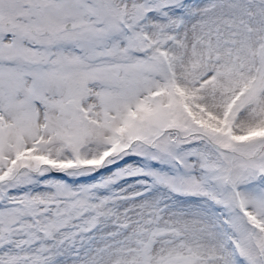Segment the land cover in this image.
I'll list each match as a JSON object with an SVG mask.
<instances>
[{"label": "snow or ice", "instance_id": "obj_1", "mask_svg": "<svg viewBox=\"0 0 264 264\" xmlns=\"http://www.w3.org/2000/svg\"><path fill=\"white\" fill-rule=\"evenodd\" d=\"M0 264H264V0H0Z\"/></svg>", "mask_w": 264, "mask_h": 264}]
</instances>
